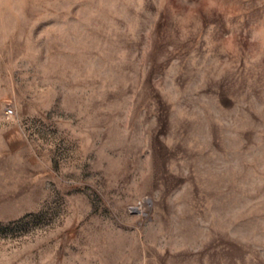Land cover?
<instances>
[{
    "label": "rangeland",
    "instance_id": "obj_1",
    "mask_svg": "<svg viewBox=\"0 0 264 264\" xmlns=\"http://www.w3.org/2000/svg\"><path fill=\"white\" fill-rule=\"evenodd\" d=\"M0 264H264V0H0Z\"/></svg>",
    "mask_w": 264,
    "mask_h": 264
},
{
    "label": "built area",
    "instance_id": "obj_2",
    "mask_svg": "<svg viewBox=\"0 0 264 264\" xmlns=\"http://www.w3.org/2000/svg\"><path fill=\"white\" fill-rule=\"evenodd\" d=\"M5 114L6 115H10L11 114V110L10 109L5 110Z\"/></svg>",
    "mask_w": 264,
    "mask_h": 264
}]
</instances>
